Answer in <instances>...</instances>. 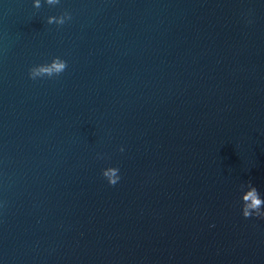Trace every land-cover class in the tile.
<instances>
[{
	"label": "water",
	"instance_id": "1",
	"mask_svg": "<svg viewBox=\"0 0 264 264\" xmlns=\"http://www.w3.org/2000/svg\"><path fill=\"white\" fill-rule=\"evenodd\" d=\"M41 4L0 0V264H264V0Z\"/></svg>",
	"mask_w": 264,
	"mask_h": 264
},
{
	"label": "clouds",
	"instance_id": "2",
	"mask_svg": "<svg viewBox=\"0 0 264 264\" xmlns=\"http://www.w3.org/2000/svg\"><path fill=\"white\" fill-rule=\"evenodd\" d=\"M47 5L55 6L60 3V0H44ZM42 6L41 0H33V7L39 9ZM71 13L64 12L60 16H49L48 24L64 25L71 20ZM67 68V62L60 57H54L50 63L35 65L29 69L28 75L30 79H37L53 76H59ZM124 149L121 148L120 151ZM102 175L106 178L111 186H115L121 179L119 169L116 167H108L102 171ZM245 185H241L242 190V215L244 218L257 217L264 219V199L261 198L259 190L249 181L246 185L247 190L243 191Z\"/></svg>",
	"mask_w": 264,
	"mask_h": 264
}]
</instances>
